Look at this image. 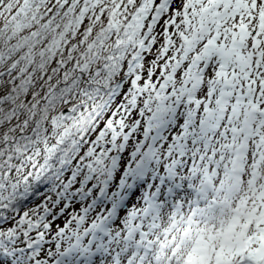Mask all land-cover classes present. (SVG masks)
I'll use <instances>...</instances> for the list:
<instances>
[{"label": "snow or ice", "instance_id": "1", "mask_svg": "<svg viewBox=\"0 0 264 264\" xmlns=\"http://www.w3.org/2000/svg\"><path fill=\"white\" fill-rule=\"evenodd\" d=\"M0 264H264V0H0Z\"/></svg>", "mask_w": 264, "mask_h": 264}]
</instances>
